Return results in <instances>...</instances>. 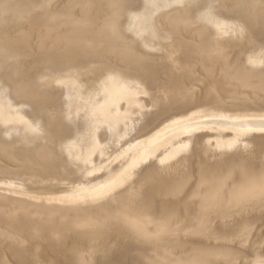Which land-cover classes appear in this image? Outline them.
<instances>
[{
    "label": "bare ground",
    "instance_id": "obj_1",
    "mask_svg": "<svg viewBox=\"0 0 264 264\" xmlns=\"http://www.w3.org/2000/svg\"><path fill=\"white\" fill-rule=\"evenodd\" d=\"M262 57V0H0V264H229L259 249ZM194 111L215 118L173 129Z\"/></svg>",
    "mask_w": 264,
    "mask_h": 264
},
{
    "label": "snow or ice",
    "instance_id": "obj_2",
    "mask_svg": "<svg viewBox=\"0 0 264 264\" xmlns=\"http://www.w3.org/2000/svg\"><path fill=\"white\" fill-rule=\"evenodd\" d=\"M262 3H264V0H262ZM206 15H211V6H209L205 10ZM217 27H221L220 24H217ZM242 31V28L240 29ZM261 63H264V57H262ZM143 95H148L147 92H142ZM201 116V119H196L195 117ZM215 117H207V116H202L201 113L199 112H192L190 113L187 117L183 119H176L171 121V125L173 129H175L177 132L183 134V135H191L192 133L196 132L199 130L200 125L203 120H208V119H214ZM220 119H230L227 116H221L219 117ZM254 117H246L244 118L245 120V131L252 130L250 126L247 125L248 120H254ZM29 128L32 132L38 133L40 131L39 124H29ZM258 130L260 132H264V116L259 117V125H258ZM71 135V133H69ZM240 144L239 138H234L232 141L228 142L227 144L223 145L224 149H232ZM247 147V145H244ZM190 147L189 142H183L180 144H177L175 148L169 153V157H174L178 155L182 151L188 150ZM95 148L90 149V152L94 154ZM127 177L122 178L121 181H117L116 183H122L123 179H126ZM114 187L113 184H107V185H100L96 186L94 188H90L87 190H82L83 192H86L88 195H91L93 197L96 196H104L107 195L112 188ZM254 190H258L259 194L261 196H264V168H262L260 176H259V182L257 184H254L253 186ZM83 198V195L80 197ZM243 238V237H241ZM246 244V241H245ZM229 264H264V244L260 246L259 249H254L250 255H246L241 252H236L229 262Z\"/></svg>",
    "mask_w": 264,
    "mask_h": 264
}]
</instances>
